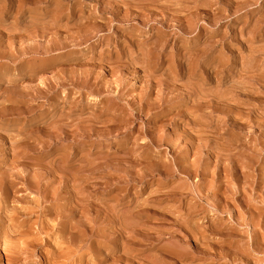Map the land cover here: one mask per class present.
Listing matches in <instances>:
<instances>
[{
	"label": "rangeland",
	"instance_id": "obj_1",
	"mask_svg": "<svg viewBox=\"0 0 264 264\" xmlns=\"http://www.w3.org/2000/svg\"><path fill=\"white\" fill-rule=\"evenodd\" d=\"M0 264H264V0H0Z\"/></svg>",
	"mask_w": 264,
	"mask_h": 264
},
{
	"label": "bare ground",
	"instance_id": "obj_2",
	"mask_svg": "<svg viewBox=\"0 0 264 264\" xmlns=\"http://www.w3.org/2000/svg\"><path fill=\"white\" fill-rule=\"evenodd\" d=\"M32 72H33V71H32ZM17 92H18V91H17ZM19 143H20V142H19ZM19 143H17V144L19 145ZM22 144H23V142L21 143V145H22ZM32 144H33V143H32ZM21 145H20V147H21ZM23 145H24V144H23ZM25 145H26V144H25ZM20 147H19V148H20ZM13 148H14V147H12V150H13ZM17 148H18V147H17ZM21 148H22V147H21ZM24 148H25V147H24ZM18 150H19V149H18ZM13 152H14V150H13ZM13 152H12V153H13ZM20 153H21V152H19V154H20ZM25 153H26V152H25ZM25 153H24V154H25ZM30 153H31V152H30ZM13 154H14V153H13ZM21 154H22V153H21ZM13 159H14V158H13ZM29 164H30V163H29ZM27 165H28V164H27ZM32 166H33V165H32ZM10 181H11V180H10ZM55 240H56V239H55ZM53 246H54V245H53ZM58 247H59V246H58ZM61 247H62V246H61ZM55 248H56V247H55ZM60 251H62V250H60ZM60 253H62V252H60ZM64 253H65V252H64ZM64 253H63V254H64ZM55 255H56V254H55ZM57 255H58V254H57ZM54 259H55V258H54ZM57 261H58V260H57Z\"/></svg>",
	"mask_w": 264,
	"mask_h": 264
}]
</instances>
